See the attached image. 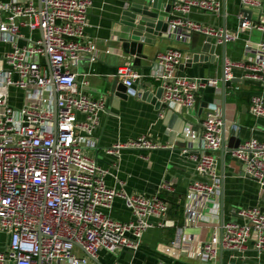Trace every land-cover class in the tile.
Returning a JSON list of instances; mask_svg holds the SVG:
<instances>
[{"label": "built area", "instance_id": "1", "mask_svg": "<svg viewBox=\"0 0 264 264\" xmlns=\"http://www.w3.org/2000/svg\"><path fill=\"white\" fill-rule=\"evenodd\" d=\"M238 2L243 9L263 7L262 0ZM91 9L90 0H40V7L37 0L0 1V43L12 45L0 57V264H92L100 252L114 258L123 253L134 255L148 230L168 227L170 208L160 194L173 193L172 184L163 183L153 195L129 194L121 182L118 188H109L105 183L109 170L86 154L95 146V133L106 108L103 99L94 100L78 87L73 71L82 60L96 59L98 47L85 43ZM221 9L220 0H175L167 38L187 42L196 35L217 45L234 39V35L189 17L198 12L217 18ZM252 28L262 34L256 48L260 55L248 63H225V83L232 80L233 70L242 71L244 81H264V24L244 22L240 26L241 31ZM185 60V53L178 49L159 52L149 78L160 83V107L193 116L200 89L217 83L183 75L180 68ZM117 76L129 96L141 98L134 86L145 78L143 73L124 64L117 67ZM248 112L264 121V98L251 96ZM222 129L216 110L195 130L185 129L184 137L200 147L188 155L197 178L187 187L186 225L175 229L173 241L163 248L167 255L192 256L211 264L219 249L232 259L249 248L264 252V210L260 206L238 209L235 220L223 224L209 241L184 236L185 228L201 225L202 218L207 224L216 223L218 214L213 210L218 211L216 197L221 190L217 154L223 144ZM162 148L139 137L116 143L108 155L117 157L124 149ZM232 155L240 165L241 177L264 190V144L251 138L240 142ZM116 200L129 211L130 221L107 215Z\"/></svg>", "mask_w": 264, "mask_h": 264}, {"label": "crops", "instance_id": "2", "mask_svg": "<svg viewBox=\"0 0 264 264\" xmlns=\"http://www.w3.org/2000/svg\"><path fill=\"white\" fill-rule=\"evenodd\" d=\"M8 2L10 0H0ZM92 9L88 15L85 43L96 45V59L82 60L73 71L77 75L78 87L94 100L106 102L105 111L100 116L99 127L95 133V146L86 150V154L109 170L105 183L109 188H118L121 182L129 194L153 195L159 187L168 182L173 185V193H161L160 196L169 205L168 227L166 229H150L142 237L138 253H123L114 258L100 252V264H112L116 260L120 264H202L193 257H172L163 252V248L173 241L175 229L186 225V193L190 181L197 178L188 155L197 152L198 143H192L185 135L177 136L181 141L170 140V134L178 128L174 116L166 118L170 113L167 106H159L160 83L149 78L155 56L166 49H178L185 53L186 60L180 72L190 78H198L205 82L216 81L217 85H205L197 96V104L193 116L183 115L188 130H195L205 118L218 114L223 123L226 143L229 141L232 127L239 130L241 142L255 138L264 144V121L256 120L248 112L249 100L253 95L264 98V81L254 83L243 80V72L232 71V80L222 87L223 59L225 63H248L254 61L260 53L256 52L262 34L255 28L240 30V13L243 10L238 0H220L221 14L213 18L206 14L192 12L193 21L212 25L234 35V39L217 45L213 40V55L206 50V39L192 36L187 42L177 38H167V22L172 0H90ZM261 10H252L251 25L264 24V0ZM134 9L147 10L143 17L151 28H146L140 21L138 27H144L139 42H134L129 19H139ZM127 19V20H126ZM25 37L29 36L23 31ZM37 37V34L32 35ZM25 42H20L24 46ZM12 45L0 43V57L8 53ZM206 51V52H205ZM224 57V58H223ZM137 63V66H136ZM127 64L144 74L145 78L134 86L141 92V98L131 97L122 80L117 76V67ZM107 83H115L125 98H119L108 92ZM14 92V91H11ZM106 92V96L102 94ZM176 109L175 106H170ZM139 137H146L165 148L153 151L120 150L117 157L108 155V151L116 143L124 144ZM218 172L221 190L216 197L218 205L217 219L207 224L202 218L201 225L185 228L184 236L194 241H209L220 227L235 220V212L252 206H260L264 210V190L251 179L240 175V165L233 159L232 152L217 154ZM114 167L110 168L111 166ZM215 208V207H214ZM112 219L127 222L131 220L129 211L120 200H116L110 211ZM1 239V236H0ZM92 264H95L91 260ZM211 264H264V252L258 253L249 248L235 259L223 250H218L216 260Z\"/></svg>", "mask_w": 264, "mask_h": 264}, {"label": "water", "instance_id": "3", "mask_svg": "<svg viewBox=\"0 0 264 264\" xmlns=\"http://www.w3.org/2000/svg\"><path fill=\"white\" fill-rule=\"evenodd\" d=\"M174 1L175 0H172L171 2L173 3ZM37 4H38V7H40V0H37ZM170 8H171V6H170ZM134 13L140 16L139 19H135V20L129 19L128 22L131 23V25H130V27L132 28L131 34L134 36L132 38V40L134 42H139L141 40L140 38L143 37L141 32L144 30V27H138V26H140L139 25L140 21H142L144 23L146 28L150 29L152 25H150V23H147L146 20L143 18V17L148 15L147 10L134 9ZM240 13L242 14V19L240 20V26L244 22H252V10L243 9V10L240 11ZM211 42H212V39L207 38L206 39V43H205V47H206V50H209L208 53H210V55H213L216 46L214 44H212ZM224 43L225 42H222V47H224ZM136 66H137V63H136ZM224 67H225V59H223V70H224ZM106 85L109 86L108 92H110L111 94H114L115 96H118L119 98H125V97H123L121 95V93L123 92V89H121L119 86H117V84H115V83H107ZM222 87H223V90H225V81H224L223 73H222ZM106 95H107L106 92H104L102 94V96H106ZM160 97H161V90L159 92V99H160ZM55 101H56V94H55V91H54V87H52V106H53L54 120H56V105H55ZM159 106H160V104H159ZM169 112L170 113L167 114L166 118L168 119L171 116H174L178 120L177 123H179L178 124L179 125L178 128L176 130H174L170 134V140H173V142L175 140L181 141L182 144H184L183 143V139H177L178 138L177 136H182L184 134L187 123H186V121H184L183 116L180 115L179 113H176L172 109H169ZM54 123H55V121H54ZM238 136H239V130H237V128H235V127L231 128L229 141L226 143L224 130L222 129V141H223V144H222V148L220 150V153L222 155H224V153H228V152L231 153L238 147V145L241 142L240 139L238 138ZM92 261L95 264H100L95 259H92Z\"/></svg>", "mask_w": 264, "mask_h": 264}, {"label": "rangeland", "instance_id": "4", "mask_svg": "<svg viewBox=\"0 0 264 264\" xmlns=\"http://www.w3.org/2000/svg\"><path fill=\"white\" fill-rule=\"evenodd\" d=\"M17 102H20V98H18ZM1 241H3V239H0Z\"/></svg>", "mask_w": 264, "mask_h": 264}]
</instances>
